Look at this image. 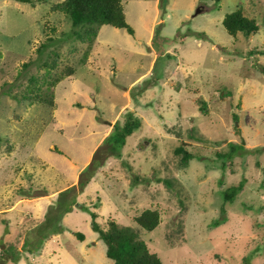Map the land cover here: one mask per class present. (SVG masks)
I'll return each instance as SVG.
<instances>
[{
    "label": "rangeland",
    "instance_id": "rangeland-1",
    "mask_svg": "<svg viewBox=\"0 0 264 264\" xmlns=\"http://www.w3.org/2000/svg\"><path fill=\"white\" fill-rule=\"evenodd\" d=\"M33 1L0 0V249L13 248L3 264H113L89 210L101 228L109 217L128 226L162 264H264V54L253 52L264 48V0H121L133 34L104 24L90 41L52 11L62 0ZM237 8L256 20V34L225 31L224 15ZM55 53L58 68L75 73L48 91L56 70L41 65ZM28 86L40 98L53 92L54 105L13 97ZM127 111L141 125L120 156L77 194L63 230L25 252L27 235L61 191L78 189ZM182 142L194 155L187 165L174 153ZM232 146L231 159L218 156ZM146 208L160 213L151 231L134 220Z\"/></svg>",
    "mask_w": 264,
    "mask_h": 264
},
{
    "label": "trees",
    "instance_id": "trees-1",
    "mask_svg": "<svg viewBox=\"0 0 264 264\" xmlns=\"http://www.w3.org/2000/svg\"><path fill=\"white\" fill-rule=\"evenodd\" d=\"M22 3H31L34 5L33 0H17ZM52 11H57L65 14L71 22V25L75 28L74 33L79 40L88 39L96 35L97 28L107 24L115 28H121L133 34L134 30L130 24L126 21L124 9L121 0H62L54 3L51 6ZM222 25L225 31L231 35L236 36L238 32H242L248 36L256 34L259 26L254 18H250L243 14L241 8H237L229 13H226L222 19ZM90 38V39H89ZM264 54V48L261 50L253 49V52ZM51 58L45 60L41 65L45 72L49 75L50 71L56 70L54 76L51 79H46L47 90L55 86L59 80L65 78L68 75L75 73V68L70 64H66L63 68H58L57 53L52 54ZM86 56V53L84 54ZM37 84H34L36 86ZM39 86V85H38ZM27 92L22 96H13L29 103L39 102L41 104L52 106L53 92L48 93L47 96H41L37 93L32 95L33 91H39V89H33L32 86L27 87ZM199 109L202 113L207 114V104L205 101L200 100ZM141 125V120L138 116L130 111L125 113L122 121L116 120L112 125L111 132L105 137L102 143L93 153V157L88 167L80 173V178L77 183L78 189L75 186L68 187L59 193V198L56 199L55 205L51 206V213L44 218L43 222L36 227L34 234H28L24 241L22 248L28 253H37L42 246L43 241L50 237L60 233L62 229L61 218L62 216L72 210V206L76 200L77 194L83 191L85 185L89 182L94 173L105 164L108 157L120 156V150L126 142L127 136L132 134L133 131L138 129ZM9 142V141H7ZM184 143L174 148V153L180 155V161L183 165H187L194 155L184 148ZM11 144H7L6 149L10 150ZM236 151V147L232 146L226 152L217 153L219 157L231 159ZM244 180H240L238 184L228 187L224 191V200L232 202L235 196L243 188ZM97 207V204L93 206ZM86 207H82L85 209ZM224 207H221V211H224ZM91 220V228L98 233L99 239H101L106 246V256L113 260V264H162V261L158 257L157 253L151 252L143 239H140L138 235L133 232L128 226L119 224L113 218H108L105 224V228H101L99 223L95 220L98 215L93 210H89ZM137 225L147 231L155 229L160 223V213L157 209L146 208L142 210L138 215L134 217ZM217 221H215V224ZM75 236L79 240H83V234L77 232ZM41 249V248H40ZM13 248L8 251L0 249V264L4 263L5 255H11ZM13 263L19 261V256H10ZM3 260V261H1Z\"/></svg>",
    "mask_w": 264,
    "mask_h": 264
},
{
    "label": "water",
    "instance_id": "water-1",
    "mask_svg": "<svg viewBox=\"0 0 264 264\" xmlns=\"http://www.w3.org/2000/svg\"><path fill=\"white\" fill-rule=\"evenodd\" d=\"M197 12H199V10H198ZM197 12H196V13H197Z\"/></svg>",
    "mask_w": 264,
    "mask_h": 264
}]
</instances>
